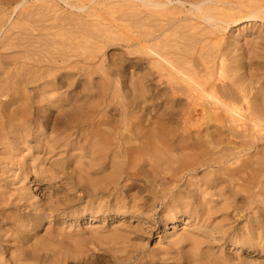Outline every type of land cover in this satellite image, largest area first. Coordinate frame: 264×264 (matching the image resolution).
<instances>
[{
  "label": "bare ground",
  "instance_id": "obj_1",
  "mask_svg": "<svg viewBox=\"0 0 264 264\" xmlns=\"http://www.w3.org/2000/svg\"><path fill=\"white\" fill-rule=\"evenodd\" d=\"M40 1L44 2V0H37L36 2ZM58 1H63L70 8L80 11L82 14L85 12V9L90 10L87 5L88 3H85L84 0H79L81 4L73 3L74 5L70 4L68 2L69 0ZM88 1L91 2L93 0ZM104 1L105 2L102 3L105 9L96 7L98 9L94 8L93 10L95 11L93 16H95L96 19L91 17L92 13L90 15L93 19L90 25L94 27V29H84L81 27L80 29H76L75 35L72 36L60 33V35L65 36V41L72 38H77L80 41V37L83 38V46H81L79 42L66 41V46L60 45V50L57 49L55 52L56 47L54 48V38H52L51 34H45L44 38L42 37L43 39L40 37H36V39L32 36L33 34H30L32 30L28 29V24H31V18L34 20L35 17H32V15L38 10L34 8L30 9L28 0H0V36L2 32H4V27H6L5 24L8 22L10 15L12 13H20L17 18H15L17 24L15 23V25L7 29V32H12L14 28L18 31L17 33L19 34H16L17 38H14V40L17 41L16 46L18 51L14 53L15 55L11 56L12 58L10 57V62H0V176H2L0 181H3L6 174L9 173L13 175V178L22 181V183H25L32 177L35 178V180H39L43 175V167L45 164H48L51 168L57 165L58 161L52 159L58 154L55 150L63 147L66 150L65 153H69L68 161L70 166H68L70 173H68V177L74 181L73 185L70 186L69 189H66L71 190L75 186L82 187L84 195L89 199V206L85 208V211H91V215L98 212L104 215L110 214L113 215V218L124 217L126 214H131L132 216L136 214L141 217V215L144 214V210L142 212L141 208H139V202H144L141 204L142 206L145 205L146 202L152 201L151 203L153 205L160 204L165 210L162 219L173 228V233L169 236L170 239L175 238L177 234V231L174 232L176 230L175 228L180 226L183 220L193 221L195 225H199L202 229H205L207 233H209L208 237L210 234L222 235L223 233L224 235L223 231L228 229L229 226L226 228L222 226V224L217 225L214 223L215 214L213 207L209 206V204L212 203L210 199L216 196L226 201L228 200V196L230 197L232 191L237 194L242 192L244 193V197H242L244 199V205L241 206L242 208L239 207L241 212L240 215L242 216L243 214L244 216L243 212L245 211H249L251 215L245 217L244 221L247 226L243 223L245 227L243 231L241 233H239V231L238 233H233L230 239L231 246H235L237 250H241L243 247L258 250L261 241L264 239L261 240L262 233L260 231L262 228L261 216L264 214L263 212L261 215V211L263 210L261 204L263 203H261L262 200L259 199L261 198V192L264 190V92L262 93L261 88L258 86L262 84L260 78L264 76V68L262 66L264 65V49H262V56V54H259V47L255 48L256 46H260V43L255 47H249L242 44V41L239 39L241 36L235 35L234 32L227 35L225 31L229 26L242 25V23L246 21L250 22L256 19L264 21V0ZM99 4L100 3H97V6ZM92 5L90 4V6ZM124 8L129 11L124 13ZM100 11H104L107 14H102V17L99 14ZM8 12L10 15L9 17L7 16L8 19H6L5 17ZM46 12H49V9L45 11V13ZM50 12L52 14L53 11L50 10ZM74 12L77 13L76 11ZM87 13L90 14V11H87ZM73 16L77 18V15ZM104 16H107V18H104ZM55 17L58 18L59 16L57 15ZM35 20H38V18ZM103 20H106L105 23L101 22ZM118 22H123L124 25L132 29V34H128L129 36H127L128 39L126 41L128 47L131 48V51L128 48V51L131 53L129 55H133L132 57L130 56V58H134V62L136 63L142 61L146 65H144L145 69L141 67L144 70L142 75L137 74V70V73L134 72L133 74L135 77L134 80L133 78L129 80L131 85H129L128 90L132 95L131 97L138 101L140 95H142L143 103L146 105V109H149L148 113L151 111H156V113L159 112L164 118L163 120L165 122L163 123L159 122V120H157L158 122H154L148 119L147 124H144L143 120L145 118H143V116L146 115V110L144 113L145 115H141L139 114L140 111L138 112V109L135 108V112L138 116L141 115L140 117L142 120H137V122L140 121L139 123L132 124V121L130 124L124 123L122 125H117L119 122L115 124L113 120L114 115L112 118L110 114V117L107 116L106 111L102 110V104L100 103L102 100L99 102L100 98L106 96V93L108 94L110 89H115L113 82L109 80L108 75L111 73L107 74L105 70L102 72L106 79L103 81L100 76L105 85L99 82L100 85H103L101 86L103 87V89L101 88L103 91H98L96 95H92V93H82L86 85L87 87L90 86V88H93L91 87L93 82H84L82 77L86 75H84V71L89 69L84 67L86 62L94 59L92 54L86 53L89 51L83 52V47H87V44L92 41L96 43L99 39H104L105 37L108 39V37L114 34L119 28L123 30V27H121ZM48 24L50 25V22ZM252 28L254 29V27ZM49 29H51V27L42 28L40 30L47 31ZM126 29L127 28L124 30ZM250 29L249 27L248 31ZM119 31L122 32L121 30ZM15 32L16 31H14V33ZM255 33H257V31H255ZM257 34L260 35V33ZM19 35L21 38H19ZM5 36L6 35H4L2 39L6 40ZM244 36L243 38H245ZM115 37H117V35ZM260 38L257 39L258 42H260ZM109 39L112 40L113 38ZM11 41H13V39ZM122 41L125 40L122 39ZM119 42L122 43L121 41ZM3 44L5 45L6 43L2 42V45ZM51 48H54V50ZM5 58L7 59L9 57ZM257 58L263 59L259 61ZM116 61L118 62V60ZM260 66H262V68ZM117 68H122V65ZM90 69L89 71L91 72L96 71V69ZM101 69L99 70L101 71ZM112 69L113 68H111V70ZM93 72L91 75H94L95 72ZM131 72H129V74ZM99 75L97 76L98 81L100 79ZM122 76H126V74ZM93 77H91L92 80ZM119 78L121 77L119 76L118 79ZM119 81H121V79ZM36 83L37 85H35L34 91L37 93L28 96L27 91L25 92L27 86L30 84L33 88ZM118 83L120 82H117V84ZM74 86L81 88V92L77 91L75 95L73 93L71 94L70 89ZM123 86L124 88L127 87H125V85ZM124 88L122 91H124ZM75 89L76 87H74V91ZM50 92H55V95H51L52 93ZM48 93H50L51 96L48 95ZM123 93L126 96L127 90ZM117 100L119 101V98ZM127 100L128 98H125V101ZM27 102H30V104L36 102L38 104L42 102L45 103L43 105L28 106ZM139 105L140 103L137 106L138 108ZM140 107L144 108L141 105ZM139 110L143 111V109ZM40 113H43V116H40ZM148 113L147 115H149ZM151 116L153 117V115ZM52 117H54L55 123L61 125V127L59 126L60 128H58L60 131L57 129L52 134L50 132L53 130H51L46 135L43 133L44 131H41L43 129L42 126L44 123H48L49 119L52 120ZM134 117L135 116L132 115V119ZM159 119L161 118L159 117ZM141 121H143V123H141ZM31 143L35 145L31 146ZM32 164L36 165L33 166ZM60 170L63 171L64 168ZM50 172L51 171H49V173ZM200 172L202 173L201 176H199ZM58 175L62 176L64 173L62 172ZM7 185L8 184H6V186ZM136 188L145 194H149L146 199H143L144 196L142 197V195L141 197H139V195L134 196L135 193L132 198H130L131 196L128 197V194L130 192L132 193ZM227 188H229L231 192L227 191ZM60 190L61 189H59V191ZM137 193L138 192H136V194ZM127 197L128 199L130 198V200L126 203ZM207 197L210 198V201ZM4 203V201H0V217L7 219L4 215L6 209L3 206L5 205L6 207L8 204ZM231 205L232 203L230 206ZM220 209L221 212H223L222 208ZM31 212H33V210H31ZM150 212L148 214H150ZM249 212H247V214ZM25 219L27 220V218ZM37 219H40V217L38 216ZM37 222H40V220H37ZM10 227L12 226L10 225ZM24 231L28 232L26 229ZM86 232L87 231L82 234L85 235ZM13 234L15 235L14 232ZM58 237H55V239ZM50 238L52 237H49V239ZM63 238L65 239V237ZM72 238L74 239L73 236ZM3 239H5L4 236ZM175 239L179 242H185L188 238L185 236H177ZM8 240H10L11 243V238ZM25 240L22 241L25 242ZM1 242H3V240ZM207 242L209 245L211 240L208 239ZM214 242H216V240H213L212 243ZM20 243H17V245ZM192 245L191 251H194L197 256L201 257L200 261L204 258L211 264H232L233 262L232 260H227L228 257L221 255L214 257V254L211 255V252L208 253L200 247L201 245L199 243H195V241ZM79 247L75 246L73 250H79ZM161 250H164L162 246ZM50 251H52V249H50ZM177 251L179 250L177 249ZM87 253L89 255L90 252L88 251ZM157 253L151 252L149 255L154 259L157 257L156 255L159 256ZM160 253H162V251ZM235 253L238 255V251ZM167 254H161L160 260L167 262L171 257L169 256V258L166 259L164 256ZM69 255L71 256V254ZM80 256L79 258L81 259ZM30 257V259L33 258L32 256ZM72 257L74 256L69 258ZM210 257L212 258L210 259ZM236 258L238 262L243 261L241 256H236ZM74 261H76V259ZM152 261L153 260L150 261L149 259L150 264H154L155 260ZM189 261L191 262L192 260ZM42 263H44V261Z\"/></svg>",
  "mask_w": 264,
  "mask_h": 264
},
{
  "label": "rangeland",
  "instance_id": "obj_2",
  "mask_svg": "<svg viewBox=\"0 0 264 264\" xmlns=\"http://www.w3.org/2000/svg\"><path fill=\"white\" fill-rule=\"evenodd\" d=\"M35 1V2H34ZM28 0V6L30 5V9H36L38 11H36L35 14L32 15V17H35V19L38 18V20H33L31 18V24H28V29L32 30L30 31V34H33V37H40L41 39L44 38L45 34H51L53 41H54V48L55 52L57 51V49L60 50V45L66 46V41L71 42L74 41L75 43L79 42L81 46H83L84 44V39L80 37V41L76 38H72V39H68L65 41V36L60 35V33H65L64 35H75L74 33H76V29H80L82 28H86V29H94V27H91L90 22L92 23L93 19L96 17L93 16V13H95L94 8L98 7L99 9H105V6L103 5L102 2H105L104 0H93V1H85V3H88V7L90 8V10H86L85 12L80 13V11L75 10L73 8H70L68 5H66L63 1H58V0H44V2H36L37 0ZM72 1V2H71ZM81 1V0H80ZM70 4L74 5V4H81V2L76 1V0H69L68 1ZM83 2V1H82ZM93 6H90V4ZM95 2V3H94ZM100 3L97 6V3ZM46 3V4H45ZM74 3V4H73ZM102 3V5H101ZM174 3V1H173ZM33 4V5H32ZM37 4V5H36ZM42 4V5H41ZM65 4V5H64ZM96 4V5H95ZM54 5V6H53ZM95 5V6H94ZM101 5V6H100ZM35 6V7H34ZM59 6V7H58ZM116 6V5H115ZM39 9H38V8ZM44 7V8H43ZM53 7V8H52ZM55 7V9H54ZM61 7V8H60ZM65 7V8H64ZM91 7H92V11H91ZM44 10H43V9ZM46 8V9H45ZM60 8V9H59ZM68 8V9H67ZM96 8V9H98ZM49 9V12H46ZM64 9V10H63ZM124 13L129 10H127L126 8H124ZM42 10V11H41ZM51 11L52 14H51ZM63 10V11H62ZM56 11V12H54ZM70 11V12H69ZM74 11H76L77 13H75ZM84 11V10H83ZM87 11H90V14L87 13ZM64 14H62V13ZM126 12V13H127ZM57 13V14H56ZM62 16H61V14ZM66 13V14H65ZM72 13V15H71ZM91 15V17L93 18H89L88 15ZM13 14V15H12ZM11 15L8 14L6 15V19H8L9 15L10 18L8 20V22L10 23H6L4 27V32H2L1 36H0V62H10L11 59L10 57L12 55H15L14 53H16L18 51L17 48V41L14 40V38H17L16 34L18 31L16 30V28H14V30L11 32H7V29L10 26L15 25V23L17 24V20L15 18H17L18 14L20 13H12ZM40 14V15H39ZM51 14V16H50ZM56 14V15H55ZM99 14L103 17V15H106L107 13L104 11H100ZM103 14V15H102ZM47 15V16H46ZM50 17H49V16ZM59 16L58 18L55 16ZM73 15H77V18L74 17ZM79 15V16H78ZM8 16V17H7ZM39 16V17H38ZM61 16V17H60ZM64 16V17H63ZM72 16V18H71ZM37 17V18H36ZM41 17V18H40ZM70 17V18H68ZM82 17V18H81ZM45 18V19H44ZM55 18V19H54ZM67 20H66V19ZM104 18H107V16ZM103 18V19H104ZM41 19V21H40ZM44 19V20H43ZM64 19V20H63ZM4 20V19H3ZM14 20V21H13ZM34 22H33V21ZM45 22H43V21ZM58 20V21H57ZM102 20V18H101ZM253 20V21H246L243 22L242 25H238V26H229L227 28V30L225 31L227 35H230L229 33L234 32L235 35H238L240 38V40L242 41V44L247 45V46H253L255 47L257 44L260 43V46H256L255 48L259 47V54H262L263 56V50L264 49V21L262 20ZM6 21V20H5ZM38 21V22H37ZM50 22V25L48 24ZM106 21V20H105ZM105 21H101L104 22ZM77 22V23H76ZM80 22V23H79ZM76 23V24H75ZM89 23V24H88ZM120 24L121 27H123V30L125 28H127L126 30H122V28H119L115 31V35L111 34L110 37H108V39H106V37L104 39H99L98 42L95 43V41L89 42L87 44V47H83V52L85 51H89L86 52L87 54H92L94 56V59L90 62H86L85 66L86 68H91L90 70L96 69V71H92L94 73V75H91V71H89V69H86L84 71V75L82 77V80L84 82H93V85L90 88V86L85 87L84 91L82 90V93H86V94H98L99 92H102L103 90V85H105L102 80L101 77L103 79V81L106 79L104 77V73L102 72L103 70L106 71V73H111L109 76V80L113 82L114 84V88H112V90L110 89L108 92V94L106 93V96H103L100 98L99 102L102 104V110L106 111L107 116H111V118L114 115L113 120L116 122H119L117 125H122L124 123H131L132 124H137L140 121L137 122V120L141 119V115H143L145 113L146 110V115L143 116V118H145L144 124H147V120L149 119L150 121H156L159 120V122H165L163 119V117L161 116V114H159V112L156 113V111H151L148 113L149 109H146V105H144L143 103V96L140 95L138 101L135 99H132V95L130 94V91L128 90L130 81L129 80H134V72L138 73L139 75H142L143 73V69H145V63L144 62H134L135 59L134 58H130L131 54L128 51V44H127V39L130 34H132V29L127 26L124 25L123 22H118ZM37 24V25H36ZM40 26H39V25ZM46 26H45V25ZM54 26H53V25ZM68 24V25H67ZM75 24V25H72ZM263 24V25H262ZM36 25V26H35ZM49 25V26H47ZM52 25V26H51ZM56 25V26H55ZM66 25V26H65ZM252 25V26H251ZM35 26V27H34ZM43 26V27H42ZM58 26V27H57ZM62 26V27H61ZM241 28H240V27ZM46 27H51V29L49 30H40L42 28H46ZM125 27V28H124ZM240 29H239V28ZM248 27V28H247ZM249 27L251 28L249 31ZM254 27V29L252 28ZM259 27V28H258ZM100 28V27H99ZM129 28V29H128ZM235 30H234V29ZM238 28V29H237ZM247 30H246V29ZM263 28V29H262ZM40 31H38V30ZM232 29V30H231ZM244 29V30H243ZM261 29V30H259ZM119 30H121L122 32H120ZM239 30V31H237ZM14 31H16L14 33ZM59 31V32H58ZM131 31V32H130ZM255 31H257V33H260V35H258L257 33H255ZM72 32V33H71ZM88 32V31H87ZM130 32V33H129ZM246 32V33H245ZM6 33V34H5ZM58 33V34H57ZM118 33V34H116ZM238 33V34H237ZM242 33V34H241ZM245 33V34H244ZM251 35H249V34ZM35 34V35H34ZM42 34V35H41ZM129 34V35H128ZM241 34V35H240ZM257 34V35H256ZM5 36V39H2L3 36ZM117 35V37H115ZM245 35V36H244ZM10 39H9V37ZM63 36V37H62ZM120 36V37H119ZM243 36L246 38H243ZM261 36V38H260ZM23 37V36H22ZM43 37V38H42ZM126 37V38H125ZM255 39H254V38ZM13 41H11L12 39ZM19 38L20 35H19ZM58 38V39H57ZM109 38H113L112 40ZM243 38V39H242ZM253 38V39H252ZM260 38V42L257 41V39ZM37 39V38H36ZM35 39V40H36ZM117 39V40H116ZM125 40V41H122ZM250 39V40H249ZM2 40V41H1ZM63 40V41H62ZM103 40V41H102ZM106 40V41H104ZM109 40V41H108ZM111 40V41H110ZM59 41V42H57ZM116 41V42H113ZM119 41H121L122 43H120ZM263 41V42H262ZM2 42L8 44V45H2ZM12 44H10V43ZM106 42V43H105ZM125 42V43H124ZM16 43V44H15ZM94 43V44H93ZM255 43V44H254ZM10 44V45H9ZM106 44V45H105ZM109 46H108V45ZM112 44V45H111ZM90 45V46H89ZM102 45V46H101ZM8 46V47H7ZM11 46V47H10ZM105 46V47H103ZM263 47V48H261ZM54 48H51L52 50H54ZM125 48V49H124ZM6 49V51H5ZM8 49V50H7ZM30 49V48H29ZM98 49V50H97ZM104 49V50H103ZM127 49V50H126ZM131 48H129L130 50ZM11 50V51H10ZM97 50V51H96ZM2 51V53H1ZM80 51V50H79ZM131 51V50H130ZM12 52V53H10ZM82 52V53H83ZM95 52V53H94ZM263 52V53H262ZM6 53V54H5ZM120 53V54H119ZM75 54V53H72ZM121 54H127V55H121ZM6 55V56H5ZM117 55V56H116ZM109 56V58H108ZM112 56V57H111ZM114 56V57H113ZM128 56V58H127ZM133 56V55H132ZM131 56V57H132ZM5 57H9V58H5ZM104 57V58H103ZM111 57V58H110ZM119 57V58H117ZM125 57V58H123ZM4 58V59H3ZM12 58V57H11ZM9 59V60H8ZM102 59V60H101ZM115 59V61H114ZM261 58H257V60L260 61ZM263 59V58H262ZM261 59V60H262ZM4 60V61H3ZM7 60V61H5ZM110 60V61H109ZM118 60V62L116 61ZM130 60V61H129ZM128 61V62H126ZM102 63V64H101ZM109 63V65H108ZM130 63V64H129ZM133 64V65H132ZM102 65V66H101ZM110 67H108V66ZM122 65V68H117L120 67ZM125 65V66H124ZM139 65V66H138ZM145 65V66H144ZM88 66V67H87ZM115 66V67H114ZM133 66V67H132ZM264 68V65H262ZM262 66H260L262 68ZM100 67V68H99ZM124 67V68H123ZM127 67V68H126ZM130 67V69H129ZM132 67V68H131ZM143 69H142V68ZM103 68V69H101ZM111 68H113L111 70ZM136 70H134V69ZM101 69V71L99 70ZM121 69V70H120ZM128 69V70H127ZM140 69V72H139ZM115 70V71H114ZM124 70V72H123ZM134 70V71H133ZM133 73H132V72ZM121 72V73H119ZM129 72H131L129 74ZM116 73V74H114ZM123 73V74H122ZM97 74V75H96ZM100 74V75H99ZM120 74V75H119ZM126 76H122V75ZM128 74V75H127ZM99 75V81L97 80V76ZM114 75V76H113ZM117 76V80H116V76ZM136 75V74H135ZM94 76V77H93ZM101 76V77H100ZM121 77L118 79V77ZM130 76V77H129ZM93 77V80L92 78ZM126 77V78H125ZM263 77L260 78L262 82V84H259V88H261L262 93L264 92V80ZM84 78V79H83ZM86 78V79H85ZM131 78V79H130ZM91 79V80H90ZM96 79V80H95ZM121 79V81H119ZM128 79V81H127ZM97 81V82H96ZM125 84H124V82ZM102 83L103 85H100V83ZM106 82V81H105ZM116 82V83H114ZM117 82H120L117 84ZM99 83V84H98ZM96 84V85H95ZM116 84V85H115ZM121 84V85H120ZM125 85L126 88H124L123 85ZM128 84V85H126ZM30 85V84H29ZM27 86L25 92L27 91V95H33L37 92L34 91V87H36L34 84L33 88L32 86ZM33 85V84H32ZM100 85V86H99ZM120 85V86H119ZM263 85V86H262ZM96 86V87H95ZM255 86V85H254ZM257 86V87H258ZM30 87V88H29ZM74 87H76L75 91H74ZM72 87L70 90V93L72 94H76L75 92H81V88H78L77 86ZM29 88V90H28ZM78 88V89H77ZM90 88V89H89ZM99 88V90H98ZM102 88V89H101ZM124 88V91H122ZM93 89V91H92ZM121 89V90H120ZM101 90V91H100ZM126 96L123 92H126ZM87 91V92H86ZM91 91V92H89ZM97 92V93H96ZM129 92V93H128ZM52 93L51 95H55V92H50ZM50 93H48V95H50ZM113 95H112V94ZM123 94V95H122ZM128 94V96H127ZM26 95V96H27ZM50 95V96H51ZM112 95V97H111ZM121 96V97H120ZM106 98V99H105ZM119 98V101L117 100ZM125 98L129 100L125 101ZM130 98V99H129ZM142 98V101H141ZM110 102H109V100ZM108 100V101H107ZM135 100V101H134ZM121 101V102H120ZM125 104H124V102ZM140 101V102H139ZM116 102V103H114ZM135 102V103H132ZM28 106H36V105H43L45 102H42L41 104L39 103H31L27 102ZM112 103V105H111ZM122 103V105H121ZM130 103V104H129ZM133 105H132V104ZM140 103V105L144 108H141L139 105V108L137 107L138 104ZM107 104V106H106ZM115 104V105H114ZM127 104V105H126ZM136 104V105H135ZM109 105V107H108ZM118 105V106H117ZM129 105V106H128ZM132 105V106H131ZM117 109H116V107ZM127 106H128V110H127ZM134 106V108H133ZM136 106V107H135ZM110 110H108L107 109ZM130 107V108H129ZM134 109H132V108ZM106 108V109H105ZM137 108L138 112L140 111L139 115L135 112ZM120 109V110H119ZM124 109H125V113H124ZM139 109H143L139 110ZM116 110V112H115ZM127 110V111H126ZM133 111V112H131ZM142 111V112H141ZM124 113V114H123ZM134 113V114H133ZM147 113L149 115H147ZM151 113V114H150ZM156 113V114H155ZM131 114V115H129ZM159 116H158V115ZM125 115V116H123ZM132 115H134L135 117L132 119ZM153 115V117L151 116ZM156 115V116H155ZM40 116H43V113H40ZM109 116V117H110ZM123 116V117H122ZM129 116V117H128ZM148 116V117H147ZM151 116V119H150ZM130 119H128V118ZM138 117V118H136ZM140 117V118H139ZM147 117V118H146ZM159 117L161 119H159ZM54 117H52V120L49 119L48 123H44L42 128L44 129H40L41 131H44L43 133H45L47 135V133H49V131H51L50 133L53 134V132H55L58 128L61 127L60 124L55 123ZM136 118V119H135ZM124 119V120H123ZM123 120V121H122ZM129 120V121H128ZM131 120V121H130ZM142 120V119H141ZM146 120V121H145ZM136 121V122H135ZM143 121H141V123H143ZM149 121V122H150ZM51 122V123H50ZM54 122V123H53ZM46 124V125H45ZM48 126V127H46ZM52 126V127H50ZM56 126V127H55ZM60 126V127H59ZM36 127V126H35ZM55 127V128H54ZM55 129V130H54ZM60 131V129H58ZM38 131V130H36ZM46 131V132H45ZM48 131V132H47ZM264 141V140H263ZM34 143H31V146H34ZM62 148V149H61ZM59 150V151H58ZM55 152H57L58 156H54L52 160L54 161H58L57 165L53 166L52 168L48 165L45 164V166L43 167L44 172L42 177L39 180H35V178H30V180H27L25 183H22V181L13 178V175L11 173L6 174V177H4L3 181H0V201H4V204H8L3 206L6 209V212L4 213V215L7 217V219L0 217V235L4 236L5 239H3V236H0V264H23L24 262L26 264H147L151 260H155L154 264H167L172 263V264H211L208 262V260L206 261L204 258L202 261H200L201 257L197 256L196 253H194V251H191L192 249V244L195 241V243H199L201 246V248H203L204 250H206L208 253L211 252V255H213L214 257L217 256H224V257H228L227 260H232V264H264V214L262 215V213L264 212V190L261 192V199L263 204H261L263 207H261L263 210L261 211V243L260 246L258 248V250H254V249H248L247 247H243L241 250H237V248H235V246H231V242L230 239L233 236V233H241L243 231V229L245 228L243 223H245V217H249L251 214L249 211H245L244 216L242 214V216L240 215V208L241 206L244 205V199L242 197H244V193L240 192V193H234L232 191V193L230 194V197L228 196V200L223 201L222 198L220 197H216L213 196L210 198L207 197V199L211 200L212 203L209 204V206L213 207L214 210V219L217 225L218 224H222V226H225L226 228L229 226H231L230 228L228 227V229H225L224 235L222 233L221 234H210V236L208 237L209 233H207V231L205 229H202L199 225H195L193 221H187V220H183L182 223H180V226L176 227L175 231L177 234L175 236V238L177 236H185L186 241L182 242V241H177L175 238L174 239H170L169 236L173 233V228H171L172 226L168 223H165V220L162 219V216L164 217L163 214L164 213V208H162V206L159 205H153L151 202H146L145 205H142L144 202H139V208H141V211L143 212L144 210V214L140 216L133 214V216L131 214H126L124 215V217H120V218H113V215L107 214L104 215L101 212H98L96 214L91 215V211H85V208L89 206L88 201L89 199L84 195V191H82V187H77L75 186L74 188H72L71 190H68L70 186L73 185V180H71V178L68 177V173H70L69 170V166L70 163L68 161V156L69 153L66 154V150L63 147L57 148L55 150ZM264 152V151H263ZM60 160V161H59ZM65 160V161H64ZM61 163V164H60ZM64 163V164H63ZM33 166H35L36 164H32ZM69 165V166H68ZM65 166V167H64ZM47 168V169H46ZM49 168V169H48ZM64 168L63 171H61L60 169ZM54 169V170H53ZM59 169V170H57ZM67 171H66V170ZM48 170V171H47ZM53 170V171H52ZM49 171H51L49 173ZM69 171V172H68ZM46 172V174H45ZM56 172V173H55ZM60 172V173H59ZM64 173V175L60 176L58 174ZM54 173V174H53ZM67 174V175H65ZM201 176L202 173H199ZM1 175V174H0ZM45 175V176H44ZM50 176V177H49ZM60 176V177H58ZM58 177V178H57ZM2 176H0V180H1ZM6 179V180H5ZM59 179V180H58ZM64 180V181H63ZM19 181V182H18ZM40 181V182H39ZM2 182V183H1ZM8 182V183H7ZM28 182V183H27ZM61 182V183H60ZM12 183V184H10ZM31 183V184H30ZM53 183V184H52ZM6 184H8L6 186ZM10 184V185H9ZM19 184V185H18ZM26 184V185H25ZM55 184V185H54ZM59 184V185H58ZM16 185V186H15ZM2 186V187H1ZM8 190H7V189ZM68 188V189H66ZM4 189V190H3ZM6 189V190H5ZM59 189H61L59 191ZM63 189V190H62ZM80 191H79V190ZM18 190V191H17ZM66 190V191H65ZM73 190V191H72ZM77 190V191H74ZM136 190V191H134ZM132 191V193L130 192L128 194V197L131 196L130 198L134 196H138L143 197V199H146V197L149 195L148 193H144L141 192L140 190H138L137 188L134 189ZM138 190V191H137ZM227 191L231 190L229 188L226 189ZM14 191V193H13ZM69 191V192H67ZM72 191V192H71ZM77 192V193H76ZM81 192V193H79ZM83 192V194H82ZM136 192H138L136 194ZM237 192V191H235ZM9 193V195H8ZM77 194V195H76ZM145 194V195H144ZM229 194V193H228ZM7 195V196H5ZM73 195V196H72ZM76 195V196H75ZM80 195V196H79ZM61 196V197H60ZM70 196V197H69ZM75 196V197H74ZM79 196V197H78ZM85 196V197H83ZM233 196V197H232ZM263 196V197H262ZM16 197V198H15ZM59 197V198H58ZM73 197V198H72ZM126 199V203L129 202L128 200H130V198ZM241 197V198H240ZM9 198V199H8ZM76 198V199H75ZM216 198V199H215ZM238 198V199H237ZM240 198V199H239ZM2 199V200H1ZM8 199V200H7ZM25 199V201H24ZM60 199V200H59ZM87 199V200H86ZM233 199V200H232ZM6 200V201H5ZM209 200V201H210ZM216 200V202H215ZM219 200V201H218ZM225 203H223L222 201ZM235 200V201H234ZM240 200V201H239ZM13 201V202H11ZM17 202V204H16ZM20 204H19V203ZM215 202V203H214ZM220 204H218V203ZM230 202V203H229ZM235 202V204H234ZM238 202V203H237ZM149 203V205H148ZM218 205H217V204ZM232 203V205L230 206V204ZM15 204V205H14ZM213 204V205H212ZM215 204V206H214ZM223 204V205H221ZM228 204V205H226ZM238 206H237V205ZM17 205V206H16ZM58 207H57V206ZM153 205V206H152ZM226 205V206H225ZM225 206V207H224ZM234 206V207H232ZM149 207V208H148ZM227 207V208H226ZM215 208V209H214ZM222 211L221 212V209ZM231 208V209H230ZM242 208V207H241ZM47 209V210H46ZM61 209V210H60ZM220 209V210H219ZM25 210V211H24ZM31 210H33V212H31ZM146 210V211H145ZM227 210V211H226ZM237 210V211H236ZM50 211V212H49ZM151 211V212H150ZM234 211V212H233ZM150 212V214H148ZM217 212V213H216ZM220 212V213H219ZM247 212H249L247 214ZM47 213V214H46ZM52 213V214H51ZM85 213V214H84ZM11 214V215H10ZM18 214V215H16ZM69 214V215H68ZM52 215V216H51ZM146 215V216H145ZM148 215V216H147ZM248 215V216H247ZM16 216V217H15ZM26 216V217H25ZM40 217V219H37V217ZM93 216V217H92ZM225 216V217H224ZM238 216V217H237ZM101 217V218H100ZM128 217V218H127ZM139 217V218H138ZM148 217V218H146ZM27 218V220L25 219ZM221 218V219H220ZM11 219V220H10ZM25 219V220H24ZM60 219V220H59ZM72 219V220H71ZM110 219V220H109ZM117 219V220H116ZM223 219V220H222ZM15 220V221H14ZM37 220H40V222H37ZM76 220V221H75ZM119 220V221H118ZM164 220V221H163ZM140 222V223H139ZM144 222V223H143ZM15 223V224H14ZM90 223V224H89ZM130 223V224H129ZM10 225L12 227H10ZM245 225L247 226V224L245 223ZM15 226V227H14ZM25 226V227H24ZM97 226V228H96ZM197 226V227H196ZM14 227V229H13ZM19 227V229H18ZM22 229H21V228ZM24 227V228H23ZM92 227V228H91ZM149 227V228H148ZM243 227V228H242ZM17 231H16V229ZM43 228V229H42ZM58 228V229H57ZM62 228V229H61ZM195 228V229H194ZM6 229V230H5ZM28 230V232L24 231V230ZM60 229V230H59ZM68 229V230H67ZM182 229V230H181ZM184 229V230H183ZM11 230V231H9ZM20 230V232H19ZM23 230V231H22ZM48 232H47V231ZM86 232V236L82 233ZM115 230V231H114ZM6 231V232H5ZM10 233H8V232ZM32 231V232H31ZM84 231V232H83ZM89 231V232H88ZM12 232V233H11ZM13 232L15 233V235L13 234ZM30 232V233H29ZM66 232V233H65ZM69 232V233H68ZM80 232V233H79ZM121 232V233H120ZM20 235H19V234ZM29 233V234H28ZM47 233V234H46ZM185 233V234H184ZM201 233V234H200ZM6 234V235H5ZM10 236H9V235ZM45 234V235H44ZM99 234V235H98ZM102 234V235H101ZM116 234V235H115ZM119 234V236H118ZM197 234V235H196ZM207 234V235H206ZM14 235V236H13ZM22 235V236H21ZM27 235V236H26ZM57 235V236H56ZM65 237V239L61 236ZM83 237H80V236ZM93 235V236H92ZM109 235V236H108ZM148 235V236H147ZM199 235V236H198ZM201 235V237H200ZM220 235V236H219ZM21 236V237H20ZM45 236V237H44ZM62 238V239H60ZM67 236V238H66ZM72 236L74 237V239L72 238ZM85 236V238H84ZM91 236V237H90ZM115 236V237H114ZM189 236V237H188ZM34 237V238H33ZM48 237V238H47ZM51 242H50V239ZM55 237H58L55 239ZM80 237V238H79ZM96 237V238H95ZM103 237V238H102ZM11 238V243H10V239ZM29 238V239H28ZM37 238V239H35ZM131 238V239H130ZM25 240L22 241V240ZM28 239V240H27ZM59 239V240H58ZM68 239V240H67ZM112 239V240H111ZM206 239V241H205ZM210 239L211 242L208 245L207 240ZM223 239V240H222ZM3 240V242H1ZM5 240V241H4ZM7 240V242H6ZM18 240V241H17ZM21 240V241H20ZM35 242H34V241ZM62 240V241H61ZM67 240V241H66ZM81 240V241H79ZM137 240V241H136ZM173 240V241H172ZM213 240H216V242L212 243ZM219 242H218V241ZM17 241V242H16ZM38 241V242H37ZM54 241V242H53ZM72 241V242H71ZM205 241V242H203ZM7 244H6V243ZM21 242V243H20ZM23 242V244H22ZM44 242V243H43ZM131 242V243H130ZM182 242V243H181ZM2 243V244H1ZM14 243V244H13ZM17 243H20L17 245ZM66 243V244H65ZM68 243V244H67ZM70 243V244H69ZM78 243V244H77ZM90 243V244H89ZM110 243V244H109ZM121 243V244H120ZM190 243V244H189ZM212 243V244H211ZM229 243V244H228ZM36 244V245H35ZM49 244V245H48ZM140 244V245H139ZM173 244V245H172ZM21 245V246H20ZM34 245V247H33ZM65 245V246H64ZM71 245V246H70ZM80 245V247H79ZM89 245V246H88ZM93 245V246H91ZM189 245V246H188ZM18 246V248H17ZM25 246V247H24ZM27 246V247H26ZM31 246V247H30ZM47 246V247H46ZM77 246L79 247V250H73L74 247ZM142 246V247H141ZM161 246L162 249L161 250ZM172 246V247H171ZM174 246V247H173ZM210 246V247H209ZM22 249H21V248ZM24 247V248H23ZM56 247V248H55ZM70 247V248H69ZM72 247V248H71ZM82 247V248H81ZM99 247V248H98ZM165 247V248H164ZM183 249H182V248ZM191 247V248H190ZM199 247V246H198ZM233 247V248H232ZM29 248V249H27ZM42 248V249H41ZM49 248V249H48ZM67 248V249H66ZM84 248V249H83ZM132 248V249H131ZM167 248V249H166ZM181 248V249H180ZM45 251H44V250ZM50 249H52V251H50ZM71 249V250H70ZM94 249V250H93ZM160 249V250H159ZM169 249V250H168ZM177 249L179 251H177ZM190 249V250H189ZM18 250V251H17ZM24 250V251H23ZM27 250V251H26ZM42 250V251H41ZM84 250V251H83ZM117 250V251H116ZM152 250V251H151ZM154 250V251H153ZM167 250V252H166ZM181 250V252H180ZM183 250V252H182ZM194 250V249H193ZM253 250V251H252ZM32 251V252H31ZM62 251V252H61ZM90 252L89 255L87 252ZM102 251V253H101ZM162 251V253H160ZM174 251V252H173ZM178 253H176V252ZM186 253H185V252ZM238 251V255L237 252ZM240 251V252H239ZM252 251V252H251ZM13 252V254H12ZM26 252V255H25ZM29 252V253H28ZM52 252V253H51ZM109 252V253H108ZM130 252V253H129ZM154 252L155 254H159L156 255L157 257H155L154 259H152L150 257V253ZM170 252V253H169ZM173 252V253H172ZM192 252V253H191ZM204 252V253H207ZM31 253V254H30ZM51 255H50V254ZM68 253V254H67ZM85 253V254H84ZM111 253V254H110ZM165 253L167 254L166 256H164L166 259L170 257L169 260L166 261H161L160 260V256L165 255ZM233 253V254H232ZM30 254V255H29ZM34 254V255H33ZM47 254V255H46ZM67 254V255H66ZM69 254H71V256H74L76 261H74V257H71ZM117 254V255H115ZM186 254V256H185ZM189 254V255H188ZM191 254V255H190ZM194 254V255H193ZM219 254V255H218ZM29 255V256H27ZM47 258H46V256ZM50 255V256H49ZM81 257V259L79 258V256ZM11 256V257H10ZM19 256V259H18ZM27 256V257H26ZM32 256L33 258L30 259ZM49 256V257H48ZM55 256V257H54ZM77 256V258H76ZM109 256V257H108ZM175 256V257H174ZM188 256V258H187ZM236 256H241V258H243V261L238 262ZM21 257V258H20ZM45 257V258H44ZM64 257V258H63ZM85 259H84V258ZM120 257V258H119ZM123 257V258H122ZM126 257V258H125ZM142 257V258H141ZM185 257V258H184ZM193 257V259H192ZM16 258V260H15ZM70 260H69V259ZM140 258V259H139ZM148 258V260H147ZM195 258V259H194ZM197 258V259H196ZM212 257H210L211 259ZM29 259V260H28ZM74 259V260H73ZM78 259V260H77ZM84 259V260H83ZM88 259V260H87ZM159 259V261H158ZM25 260V261H24ZM34 260V261H33ZM44 263H42L43 261ZM54 260V261H53ZM63 260V261H62ZM73 260V261H72ZM81 260V261H80ZM86 260V261H85ZM107 260V261H105ZM109 260V261H108ZM140 260V261H139ZM143 260V261H142ZM181 260V261H180ZM189 260H196V261H189ZM199 260V261H198ZM13 261V262H11ZM23 263H22V262ZM28 261V262H26ZM56 261V262H55ZM85 261V262H84ZM152 261V262H153ZM177 261V262H176ZM187 261V262H186ZM15 262V263H14ZM17 262V263H16ZM19 262V263H18ZM21 262V263H20ZM53 262V263H52ZM59 262V263H58ZM71 262V263H70ZM76 262V263H73ZM135 262V263H134ZM142 262V263H141ZM162 262V263H161ZM186 262V263H185ZM202 262V263H201ZM235 262V263H234ZM24 263V264H25ZM168 263V264H169ZM150 264V262L148 263Z\"/></svg>",
  "mask_w": 264,
  "mask_h": 264
}]
</instances>
